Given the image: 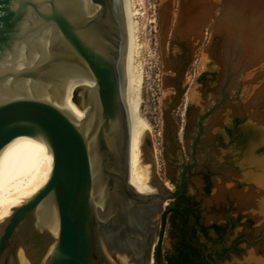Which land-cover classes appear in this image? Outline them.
<instances>
[{
  "label": "water",
  "instance_id": "1",
  "mask_svg": "<svg viewBox=\"0 0 264 264\" xmlns=\"http://www.w3.org/2000/svg\"><path fill=\"white\" fill-rule=\"evenodd\" d=\"M205 1L198 30L215 24L214 10L226 3ZM248 1L264 17V0ZM173 2L159 0L162 51ZM197 2L177 0L175 28L194 17ZM263 101L253 105L257 111ZM221 103L198 118L177 190L140 194L128 182L125 0H0V189L52 158L45 184L0 221V264H114L115 255L144 253L160 208L183 193L195 167L202 120ZM240 206L251 211L254 202Z\"/></svg>",
  "mask_w": 264,
  "mask_h": 264
},
{
  "label": "flooded vegetation",
  "instance_id": "2",
  "mask_svg": "<svg viewBox=\"0 0 264 264\" xmlns=\"http://www.w3.org/2000/svg\"><path fill=\"white\" fill-rule=\"evenodd\" d=\"M176 5L177 0H174V11L167 25L162 46L163 51L160 45V38L158 43L160 66L166 69L164 73V81L168 86L166 97L170 99L166 110L168 112H176L177 116L182 118L180 121L183 123L177 124L175 128V151L173 159L178 158L184 151L187 156L183 164L174 163L170 159L165 160L168 169L179 171L174 191L178 188L182 168L191 164V142L197 134L196 123L198 118L220 100H222V103L219 108L229 102L230 97H232L228 90V67L225 63V57L222 54L224 38L214 32V22L212 20L202 30L176 31ZM215 15L216 13H214ZM226 76L227 82L224 85ZM219 78L222 79V82L217 88H214V84ZM239 95L237 93L234 97H239ZM209 97H217V99L213 104L204 107V103ZM197 103L199 109L193 112ZM263 106L264 103L261 105L259 111L262 115H264ZM213 112L208 114L201 122V133L195 144L194 151L195 167L186 173L185 188L183 193L178 197H182L183 200L179 201L178 204L181 207H188L189 204L193 205L195 203L193 209L199 214L197 220H194V218L189 219V224L193 225L195 229L194 240L191 241L190 245L200 255V258L196 259V264H210V262H213V264H250L245 260L244 253L254 252L245 247L241 248V245L250 246L261 242V234L264 235V222H261L260 235L252 241L242 232L234 235L233 231L237 224L239 225L242 218L241 215L229 217L226 214L222 223H218L217 221L205 223L201 216L199 201L195 196L187 192L189 178L194 174L200 180L201 190L204 195L210 194L213 183L215 182L214 179L217 169L211 162V153L214 151L215 145L207 143L209 139L206 137L210 128L214 126V123L211 122ZM246 129L253 130L259 134L260 137L255 144L257 145L256 153L263 154L262 146L264 143L261 144L260 142L264 140V128L258 123H249L239 117H234L227 122L221 123L218 136L220 140L226 141L227 146L233 147L236 151H241L231 144V140L232 136H237ZM164 150V155L167 156L168 147L165 146ZM186 199L189 200L188 204L185 202ZM170 202L164 208H160L159 220L153 228V231L148 235L147 247L144 253H122V255H115L112 260L114 264H169L168 257L171 258L173 253H161L160 241L165 234L168 235L167 227L163 225V216L167 209L171 208L169 205ZM244 224L248 228H251L252 219L245 217ZM156 243H158L157 246ZM155 249L156 253H154ZM255 253L263 252L257 250ZM232 259L234 260L232 261Z\"/></svg>",
  "mask_w": 264,
  "mask_h": 264
},
{
  "label": "rangeland",
  "instance_id": "3",
  "mask_svg": "<svg viewBox=\"0 0 264 264\" xmlns=\"http://www.w3.org/2000/svg\"><path fill=\"white\" fill-rule=\"evenodd\" d=\"M129 1L133 13L132 19L136 36L135 46H137L133 62L134 72L136 71L142 79L140 115L145 119L150 128L146 141L153 149L157 177L168 187V191L173 192L178 180L179 171L168 169L165 160L170 159L174 163L183 164L187 156L184 151L178 158L173 159L175 128L177 124L183 123L180 121L182 118L177 116L176 112H168L166 110L170 99L166 97L168 91V86L164 81L166 69L161 68L159 61V0ZM213 13L217 15L218 10H214ZM240 31L238 28L236 31L230 29V34L233 37V35L235 36ZM246 31L249 32L248 30ZM225 32L226 30L224 29L223 34ZM249 33L243 34L253 35L251 31ZM223 38L225 42V37L223 36ZM247 76L252 78L251 85L261 93L257 102L262 101L264 99V65L258 62V64L251 68ZM221 80L219 78L215 82L214 88H217L221 84ZM231 89V86H229L228 90L232 95L230 101L213 112L211 122L214 123V126H210V130L206 134V137L209 139L207 143L215 145V149L211 153V162L217 169L214 180L215 182L219 181V183H222L225 189L220 198H213V191L216 187V183L214 182L210 194L204 195L201 190L200 180L194 174L189 178L187 192L195 196L199 201L201 216L205 223L212 221L222 223L226 214L229 217L241 215L242 218L239 225L237 224L233 233L236 235L242 232L252 241L260 235L261 222L264 221V153H256L257 145L236 151L233 147L227 146L226 141L219 139L218 131L221 123L227 122L234 117H239L249 123H258L264 128V115L257 111L253 105H244L246 100L242 98L244 92L242 83L234 92ZM237 93L240 94L239 97H234ZM216 99L217 97H209L204 103V107L213 104ZM198 109L197 103L193 112ZM260 143L263 144L264 140ZM165 146L169 149L167 156L164 155ZM244 199L254 202V208L251 211H246V209L240 206L241 201ZM164 207L162 206V208ZM245 217L252 219L251 228H248L244 224ZM261 237V242L255 245H241V248L245 247L254 252L244 253L247 263L264 264V235L261 234ZM172 243L173 241L165 234L160 241L161 253L162 251L170 250ZM257 250H261L263 253H255Z\"/></svg>",
  "mask_w": 264,
  "mask_h": 264
},
{
  "label": "bare ground",
  "instance_id": "4",
  "mask_svg": "<svg viewBox=\"0 0 264 264\" xmlns=\"http://www.w3.org/2000/svg\"><path fill=\"white\" fill-rule=\"evenodd\" d=\"M197 1L195 4L196 8L192 11L195 12L194 17H187L185 23L180 28L178 26L175 28L176 31L199 29V19L202 18L205 9L210 3L205 0ZM125 7L127 24V86L130 106L128 182L140 194H154L158 191H168V187L165 184L162 187L155 185L153 174L155 171V158L153 156V162L149 163L146 160L143 148V140L150 128L145 119L140 115L142 79L136 71V73L134 72L133 62L137 46H135L136 36L129 0H125ZM243 10L249 13L250 16L248 18L243 16ZM262 13L256 1L252 3L248 0H226L222 9L218 10L216 15L217 22L213 26L216 34L225 37L222 54L225 55L223 56L226 58L225 63L228 67V84L234 92L242 83L244 88L242 98H245L244 105L246 106L248 104L249 106L255 105L261 94L258 89L251 85L252 78L248 77L247 74L258 62L259 64L264 62V17ZM237 28L241 30L240 33L232 37L230 29L236 31ZM224 29L226 32L223 34ZM246 30L251 31L253 35H245L249 33ZM51 167L52 158L45 155L12 188L0 189V221L8 216L11 208L24 203L26 198L31 197L45 184ZM215 183L216 187L213 191V198H220L225 187L219 181Z\"/></svg>",
  "mask_w": 264,
  "mask_h": 264
},
{
  "label": "trees",
  "instance_id": "5",
  "mask_svg": "<svg viewBox=\"0 0 264 264\" xmlns=\"http://www.w3.org/2000/svg\"><path fill=\"white\" fill-rule=\"evenodd\" d=\"M259 137L257 132L246 129L237 136H232L231 144L240 150H244L254 146ZM262 153H264V145L262 146ZM181 200H183L182 197L170 202L171 208H168L164 213L163 225L167 227L168 237L173 243L170 250L162 251V253H173L171 258L168 257L169 264H196V259L200 258V255L190 245L191 241L194 240L195 229L193 225L189 224V219L197 220L199 214L193 209L195 203L189 204L188 207H181L178 204ZM185 202L188 204L189 200L186 199Z\"/></svg>",
  "mask_w": 264,
  "mask_h": 264
}]
</instances>
